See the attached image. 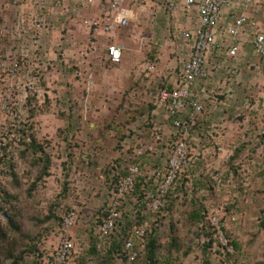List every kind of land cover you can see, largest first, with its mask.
<instances>
[{
  "label": "rangeland",
  "instance_id": "rangeland-1",
  "mask_svg": "<svg viewBox=\"0 0 264 264\" xmlns=\"http://www.w3.org/2000/svg\"><path fill=\"white\" fill-rule=\"evenodd\" d=\"M47 1L43 15L50 32L42 35L38 48L25 52L14 46L13 31L18 17L33 9L12 2L0 8V61L6 63L0 68V107L10 111L0 113V131L8 129L13 137L0 157V192L9 196H2L3 223L14 206L20 213L18 233L4 224L2 262L12 264L16 258L19 264H39L57 247L62 218L75 210L78 247L71 264H128L122 254L106 260L122 226L103 253L91 251L111 194L133 161L144 176L124 206L121 223H130V236L136 223L148 220L152 234L170 246L172 234L178 247L171 256L161 254L162 264L264 262V137L258 132L264 123V61L257 69L247 44L241 60L213 78L205 110L187 138L188 164L162 209L150 214L138 199L155 191L154 173L166 167L181 138L158 96L180 79L189 57L185 41L172 38L174 20L165 10L138 14L137 6L129 4L135 8L129 25L94 38L57 18L70 15L77 22L79 10L88 15L102 11L105 17L111 0H96L91 7L79 0ZM5 14H11L9 22ZM112 45L123 50L118 64L109 57ZM15 59L20 63L16 78L10 73ZM210 113L215 121L205 125ZM220 136L227 154L207 162L205 140ZM32 139L49 156L47 175H42L45 162H38L42 154L28 148ZM146 145H153L154 152L136 158V150ZM218 145L214 142L212 151ZM199 211L203 220L194 215Z\"/></svg>",
  "mask_w": 264,
  "mask_h": 264
},
{
  "label": "built area",
  "instance_id": "built-area-1",
  "mask_svg": "<svg viewBox=\"0 0 264 264\" xmlns=\"http://www.w3.org/2000/svg\"><path fill=\"white\" fill-rule=\"evenodd\" d=\"M46 1L0 0V7L12 2L21 3L22 7L33 9L28 17L21 16L18 23L19 44L23 52L29 51V48H38L41 42L46 30L43 15ZM80 1L83 5L91 6L95 0ZM127 1L111 0L110 15L105 20L84 21V25L89 28V33L97 38L101 32L111 33L120 27L129 25L133 13L127 8ZM163 2L164 7L171 12H177L183 8L187 13H194L198 18V26L192 32L180 33L186 42L192 44L190 58L184 64L177 86L161 90L158 96L159 106L168 111L181 138L176 142L166 167L154 173L155 191L146 193L144 199L150 214H156L162 209L164 199L188 164L187 138L196 129L199 117L205 110V101L200 94L193 91V88L198 81L209 80L210 71L207 65L210 55L215 53L219 58L214 65L215 71L223 69L225 55L228 60L237 58L244 44L250 45L256 56L264 58V0H163ZM174 37L176 38L177 34ZM108 50L110 60L114 64L120 63L123 55L122 47L112 45ZM0 62V68H5V61ZM19 72L20 63L15 59L10 67V73L16 78ZM1 112L9 113L10 111L3 106L0 107ZM258 132L264 137V123ZM10 139L13 140L10 131L3 128L0 131V157H4ZM153 152V145L142 146L136 150V157ZM143 176L144 173L139 165H129L128 174L121 178L112 192L106 211L107 216L98 228L97 250L99 252L104 250L107 240L117 229L118 223L122 220L123 203L129 195L135 193L138 179ZM77 219L75 210L69 211L63 217L58 245L49 256L43 258L42 264L72 263L78 247L73 236ZM150 231L148 220L133 227L131 236L124 247L128 264H134L139 256V250L145 248L146 238Z\"/></svg>",
  "mask_w": 264,
  "mask_h": 264
},
{
  "label": "crops",
  "instance_id": "crops-1",
  "mask_svg": "<svg viewBox=\"0 0 264 264\" xmlns=\"http://www.w3.org/2000/svg\"><path fill=\"white\" fill-rule=\"evenodd\" d=\"M80 1V0H79ZM48 1H46L47 3ZM81 2V1H80ZM96 2V0L94 1V3ZM82 3V2H81ZM93 3V5H94ZM133 3V4H132ZM127 8L132 11L133 13V17L132 19L135 17V8H130L129 4H132L135 6H137V9H138V14H145V13H150V12H158V13H161L162 11H167L170 13V16H172V20L173 21V25H174V30H173V33H172V38L174 40L176 39H179V38H182V36L180 35V33H182L183 31H188V32H192L194 31L197 26H198V18L196 17V15L194 13H187L183 10V8H180L177 12H171L169 10H167L165 7H164V2L163 0H159V1H153V0H128L127 1ZM91 5V6H93ZM90 6V7H91ZM1 8V7H0ZM90 13V12H89ZM104 13V12H103ZM102 11L99 13V12H94V13H91V15H88L87 13H83L81 12V10L78 11V15H74V17H76L77 19H80L79 21L76 22V19H74L73 21H70L71 19V16L67 15V17L65 16L64 18H57V23H66V20L67 23L70 24V26H75L76 27H81L82 28V31L87 34L89 32V28L88 27H85L84 26H80L84 25V21H90V20H105L109 17L110 15V11L107 12L106 16L105 17H101V15L103 14ZM2 14V12H1ZM21 14V12H20ZM55 12H51V13H48V16H55L54 15ZM67 14V13H65ZM30 15V13L28 14V12H24L23 15H20V17H18L17 19V23L15 24V32L13 31L14 33V46L19 49L22 50L21 48V45L19 44L20 40H19V37H18V23L20 21V18L21 16H23V18H26ZM4 16V19L7 20L8 22L10 21V17H11V14L9 16H7V14L3 15ZM87 16H89L87 18ZM141 16V15H140ZM85 17V18H84ZM54 18V17H53ZM96 18H99V19H96ZM131 19V20H132ZM56 20V19H55ZM84 20V21H83ZM80 21H82L80 23ZM75 22L77 24H75ZM131 22V21H130ZM56 23L54 22L53 25H55ZM6 25V24H5ZM55 27V26H54ZM72 29H75L73 27H71ZM53 29V27H52ZM54 30V29H53ZM45 32H50V27H49V24L48 26H46V30L44 31L43 35L45 34ZM175 34H177V37L175 38ZM43 37V36H42ZM183 39V38H182ZM184 40V39H183ZM185 41V40H184ZM185 44L188 48V51H189V57L187 59V61L189 60L190 58V53H191V48H192V44L191 43H188L185 41ZM247 47V44H244L242 45V48L240 49V52H239V55L237 58L235 59H230L228 60L226 58V55L224 56V68L220 71H215L214 70V65L215 63H217L219 61V58L217 57V55L214 53L213 55L211 54L210 57H209V62H208V70L210 71V78L209 80L207 81H198L195 85V87L193 88V91L200 94V96L203 98V100L205 101V99H207L209 97V90H208V86L210 83H212L213 81H215L213 78L216 76V74L220 73L221 71H229V68H233L232 64H233V61H240L239 58H241L244 54V50L245 48ZM253 50V49H252ZM253 54H254V51H253ZM255 55V54H254ZM255 66H257V69L260 67V61H264V58H260L258 56L255 55ZM186 61V62H187ZM232 66V67H231ZM184 67V66H183ZM177 83H178V80L174 83V86H172L171 88H174L177 86ZM160 107V106H159ZM222 113H224L226 116H228V119L231 118L230 117V114H229V110L227 108H224L222 110ZM214 113H210V114H205V125L207 124H212V121H215L214 119ZM229 114V115H228ZM226 125V124H225ZM231 130H235L236 129V126L235 125H232L230 126ZM230 128H226L225 127V132L228 133V129ZM206 138V137H205ZM215 142V144H220L218 146L215 147V149H213L212 151V144ZM205 160L208 162V161H213L218 155L219 158L221 157H225L226 156V143L225 141H223L222 139V136L220 137H214L213 138V141L212 139L208 138L205 140Z\"/></svg>",
  "mask_w": 264,
  "mask_h": 264
},
{
  "label": "trees",
  "instance_id": "trees-1",
  "mask_svg": "<svg viewBox=\"0 0 264 264\" xmlns=\"http://www.w3.org/2000/svg\"><path fill=\"white\" fill-rule=\"evenodd\" d=\"M165 88H167V87H165ZM165 88H163V89H165ZM28 148L34 150L36 152V154H38V153H41L42 154V157H40L38 159V162L39 163L40 162H45L46 167H44V168L42 167L43 168L42 175L43 176L44 175H47L48 174L47 172H48V170L50 168V164H51V161L49 159V156L46 155L42 149H40L39 145L36 144V141L34 139H32V142L28 145ZM136 158H141V157H136ZM133 164L134 165H139L141 167V165L138 163V161H133V163L131 165H133ZM127 174H128V169H127V172H126V174L124 176H126ZM34 188H35V186H34ZM137 188H138V186H137ZM3 194L4 193H1L0 192V240H5L7 238V233L4 232V230H3V228L5 226L4 224H6V227H8L11 232L13 231V232L18 233V231L20 230V227L18 225V219L20 217V213L17 212L18 209H16L15 206L13 207L14 213L11 216V218L7 221V223H3V219H4V215H5V207L2 204V198H3L2 196H3ZM4 196L5 197H9L8 194H6V193L4 194ZM145 196H146V193H144V196L143 197L141 196L143 198L142 200L141 199H138V202L141 203L140 204L141 206L142 205H145V203H143L144 202V199H145ZM129 197H131V195H129L127 197L125 203L123 204V206H122V209L123 210H124V206L126 205L127 200H128ZM16 199H17L16 197H12L11 198L12 201H14ZM194 215H196V218L197 219H199V220L202 219L203 220L200 211L198 213L194 214ZM106 216H107V212L105 213L104 218L102 219V221L99 224H102L103 223V221L106 218ZM136 225H138V224L136 223ZM263 225H264V222H263ZM62 226H63V218L61 220V228H62ZM119 226H122V227H121L120 231L118 232L117 237H114V240H113V242L111 244V247L108 250L106 260L107 261H111L113 259V255L122 254L123 259L125 260L126 263H128L127 262V254H126V252H124V247H125L126 242L129 240V238L131 236V232H130V236L128 234V230L130 229L129 228L130 227V223H126L124 225L123 222L122 223L119 222L117 228ZM61 228H60V232H61ZM112 234H111V236L109 238H112L113 237ZM156 236L157 235H155V234L153 235L152 234V229H151V231L149 232V234L147 235V238H146L145 248L142 250V251H145L144 252V257L141 258L140 253L142 251H140L139 252V256H138V258H137V260L135 261L134 264H162L161 254L163 252L167 251L168 255L171 256V254H172V248H177L178 247V243H177L176 239L173 238V235L172 234L170 235V237L173 239L171 246L170 245H166V244H161L160 243V240H159V237H156ZM98 242H99V238L97 236L96 243H95V245H94V247L92 248V251H91L93 255H98L99 253H103L105 251V248H104V250L102 252H99L97 250V244H98ZM235 246H236V244H235ZM42 262H43V259L40 261L39 264H42ZM0 264H4L1 259H0ZM12 264H19V261L15 258L13 260V263ZM80 264H85V261L82 260L80 262ZM260 264H264V262H262Z\"/></svg>",
  "mask_w": 264,
  "mask_h": 264
}]
</instances>
